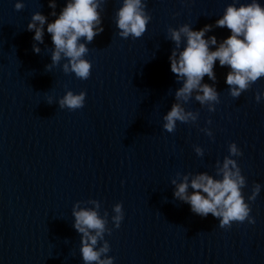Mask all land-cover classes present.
Listing matches in <instances>:
<instances>
[{
  "label": "water",
  "instance_id": "obj_1",
  "mask_svg": "<svg viewBox=\"0 0 264 264\" xmlns=\"http://www.w3.org/2000/svg\"><path fill=\"white\" fill-rule=\"evenodd\" d=\"M15 2L0 0V264H85L82 234L73 227L77 205L106 221L96 247L107 241L102 258L114 257V264H264V78L234 98L225 82L230 69L216 61V80L205 75L203 82L215 86L219 102L202 105L196 92L178 101L183 82L169 60L176 47L169 28L211 24L206 36L220 42L230 30L215 21L228 5L250 0H146L151 20L139 38L119 36L123 0H101L104 30L87 43L86 80L65 73V59L52 65L47 25L42 43L27 29L34 13L52 21L67 0H55V9L50 0H23L21 10ZM69 89L86 92L82 108L60 107ZM174 103L196 119L178 121L169 133L163 117ZM233 141L243 152L231 158L246 179L244 197L257 183L261 190L248 200L255 223L221 228L212 214L201 217L175 198L172 181L217 176Z\"/></svg>",
  "mask_w": 264,
  "mask_h": 264
},
{
  "label": "clouds",
  "instance_id": "obj_2",
  "mask_svg": "<svg viewBox=\"0 0 264 264\" xmlns=\"http://www.w3.org/2000/svg\"><path fill=\"white\" fill-rule=\"evenodd\" d=\"M101 0H67L59 15L53 11L56 18L48 21L47 17L36 12L27 25L29 31H34L33 39L43 42L45 25L51 34L54 45L52 51V65H58L62 59L65 73H74L79 79L86 80L91 75L92 62L86 58L90 43L95 36L103 32L100 12ZM23 0H16L15 9L24 8ZM49 7L56 8L55 0H50ZM146 0H123L116 11V26L122 38H139L147 29L151 16L145 11ZM218 27H226L230 34L218 42L215 35L206 36L213 25L206 24L200 29H194L189 24L179 28H169L168 33L176 47L169 56L170 69L181 80L182 86L177 89V100L187 102L193 92L200 104L219 102V93L213 84L203 82L205 75L212 81L216 80L214 67L216 61L220 66L230 69L225 82L230 86V94L238 98L258 79L264 78V4L260 0H250L249 3L230 4L223 15L215 21ZM183 44V47L181 45ZM215 46V47H213ZM35 53L40 52L37 45H33ZM51 67V65L47 66ZM86 92H74L69 89L59 98L61 108L75 110L85 104ZM257 102L262 100L261 93L255 95ZM51 103V97H49ZM211 110V109H210ZM195 120L196 115L186 111L181 103H174L164 115L163 129L169 133L175 131L177 122L186 123ZM211 123V121H209ZM206 134L212 137L211 130ZM196 151L202 155V149ZM230 156L225 157L223 164L217 170V176L208 173H198L191 178L184 175L176 186L174 197L189 204L193 213L207 217L209 214L219 220L221 228L231 227L233 222L255 223L250 215L251 206L248 200L254 201L261 190L257 183L253 193L247 199L242 193L246 179L241 173L237 162L231 156L243 155L236 142L229 144ZM219 177V178H217ZM189 188L192 189L189 192ZM96 207H99L98 202ZM113 221L117 228L124 218L122 202L114 205ZM75 223L73 227L82 234L80 252L85 264H114V257L102 255L110 251V245L105 241L97 248L98 239H102L106 221L94 208L74 207Z\"/></svg>",
  "mask_w": 264,
  "mask_h": 264
}]
</instances>
